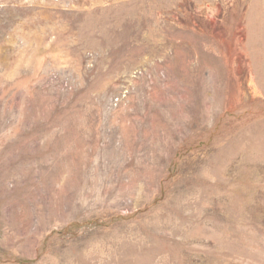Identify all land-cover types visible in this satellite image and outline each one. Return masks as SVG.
<instances>
[{
	"label": "rangeland",
	"instance_id": "1",
	"mask_svg": "<svg viewBox=\"0 0 264 264\" xmlns=\"http://www.w3.org/2000/svg\"><path fill=\"white\" fill-rule=\"evenodd\" d=\"M0 264H264V0H0Z\"/></svg>",
	"mask_w": 264,
	"mask_h": 264
}]
</instances>
